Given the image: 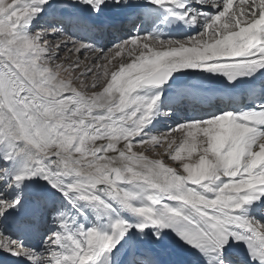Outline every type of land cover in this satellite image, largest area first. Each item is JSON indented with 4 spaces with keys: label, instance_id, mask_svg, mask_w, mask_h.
Segmentation results:
<instances>
[{
    "label": "snow or ice",
    "instance_id": "snow-or-ice-1",
    "mask_svg": "<svg viewBox=\"0 0 264 264\" xmlns=\"http://www.w3.org/2000/svg\"><path fill=\"white\" fill-rule=\"evenodd\" d=\"M5 260L264 264V0H0Z\"/></svg>",
    "mask_w": 264,
    "mask_h": 264
}]
</instances>
